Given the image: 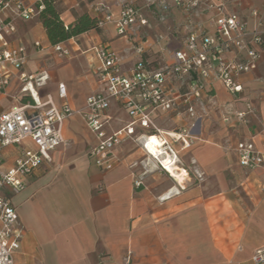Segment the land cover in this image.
Here are the masks:
<instances>
[{"label": "crops", "instance_id": "1", "mask_svg": "<svg viewBox=\"0 0 264 264\" xmlns=\"http://www.w3.org/2000/svg\"><path fill=\"white\" fill-rule=\"evenodd\" d=\"M152 1L63 0L61 17L66 25L84 13L99 17L102 7L118 16L126 4L136 7L138 17L148 23L127 37H121L115 25L108 23L61 43L69 56L54 51L38 17L17 19V31L10 40L27 49L29 60L22 72L47 75L48 80L41 85L33 82L24 93L20 72L13 71L9 87L0 93V114L34 100L82 109L89 96L101 91L97 51L102 47L121 57L123 74L143 58L156 67L171 63L172 54L184 48L189 35L187 15L172 0H168V11L159 13L151 7ZM209 1L224 4L250 29L258 23L264 28V0ZM253 10L260 12L259 19L251 14ZM214 15L202 7L192 13L191 20L211 34ZM139 46L144 49L141 55L136 51ZM260 54L257 70L239 77L241 93L233 95L222 83L213 82L208 96L195 104L200 119L197 139L180 156L187 157L184 166L179 156L168 155L164 149V157L176 159L184 176L178 171V176L173 173L171 177L167 171H173V164L169 161H164L165 171L151 157L145 158L142 143L131 137L115 149L114 168L104 171L90 157L97 141L82 117L67 119L63 134L69 144L53 152L52 162L44 164L28 180L26 189L12 197L24 229L15 263L125 264L130 257L131 264H257L252 258L264 249V170L241 167L237 147L253 143L264 153V46ZM60 84L66 87V99L59 96ZM248 105L252 111L245 121L238 120L234 113L247 111ZM108 117V133L132 122L115 103ZM154 121L166 133L192 123L183 110L158 115ZM136 133L141 130L137 128ZM17 154L13 148L4 151L5 157ZM137 181L142 182L140 187H136Z\"/></svg>", "mask_w": 264, "mask_h": 264}, {"label": "built area", "instance_id": "2", "mask_svg": "<svg viewBox=\"0 0 264 264\" xmlns=\"http://www.w3.org/2000/svg\"><path fill=\"white\" fill-rule=\"evenodd\" d=\"M29 1L31 4L25 0H0V93L9 87L13 71L20 72L24 93L29 91L33 82L41 85L48 80L47 75L38 77L22 72L29 60L27 49L23 45H14L10 40L17 31V19L32 20L44 8L42 0ZM172 2L187 15L189 35L184 48L172 54L171 63L156 67L141 60L128 74H123L121 57L109 47H102L97 51L101 60L98 70L101 91L89 96L82 109L75 111L68 103L58 108L51 101L41 103L34 100L31 104L0 114V264H16L14 256L20 250L24 237L12 197L23 192L28 180L44 164L52 162V153L66 144L63 125L67 119L74 115L82 117L97 141L90 157L104 171L114 168V151L128 137L142 143L147 157H152L148 145L153 138L163 144L168 155L177 157L171 145L180 144L182 150L191 148L197 139L200 121L195 104L208 96L213 82L222 83L231 94L237 95L243 91L239 77L257 70L260 49L264 46V28L260 23L250 29L237 13L228 12L224 4L209 0ZM151 7L163 14L170 9V4L168 0H155ZM202 7L215 13L211 34L191 20L192 13L199 12ZM98 13L99 28L113 23L121 37H127L130 31H138L148 24L147 20L138 17V9L131 4L124 5L118 16L103 7L98 8ZM251 14L257 19L261 16L257 10ZM34 46L41 48L39 42ZM53 49L59 56H69V51L61 44L53 45ZM136 51L140 55L144 53L141 46ZM58 93L66 99L65 85H59ZM113 103L126 110L132 122L108 133V111ZM181 110L186 112L192 123L180 132L166 133L156 125V116ZM251 111L252 107L248 105L247 111L234 114L238 120L245 121ZM137 128L141 130L139 135ZM9 148L17 150L16 157H5L4 151ZM237 152L241 167L264 170V153L256 150L253 143H240ZM158 164L163 168L161 163ZM135 185L140 187L142 182L137 181ZM252 259L257 264H264V249L258 250ZM125 264H131L130 257L126 258Z\"/></svg>", "mask_w": 264, "mask_h": 264}, {"label": "trees", "instance_id": "3", "mask_svg": "<svg viewBox=\"0 0 264 264\" xmlns=\"http://www.w3.org/2000/svg\"><path fill=\"white\" fill-rule=\"evenodd\" d=\"M44 6L38 18L51 45L61 44L92 30L100 29L96 17L84 13L69 25L62 20L63 0H42ZM142 61H147L143 58Z\"/></svg>", "mask_w": 264, "mask_h": 264}, {"label": "rangeland", "instance_id": "4", "mask_svg": "<svg viewBox=\"0 0 264 264\" xmlns=\"http://www.w3.org/2000/svg\"><path fill=\"white\" fill-rule=\"evenodd\" d=\"M78 92H79L80 95L83 94V89L80 88ZM76 116H77V115H76ZM172 130H173V129H172ZM171 132H173V131H171ZM174 132H180V131L175 130ZM66 144L68 145L69 142L66 141ZM66 144H65V145H66ZM171 146H172V148L175 150L177 156H179L178 158H179L180 162L182 163V165L184 166V165H185V162H184V161L187 160V157H180V156H183V155L185 154V152L188 151V150H190L191 148H188V149L182 150V147H181V145H179V144H173V145H171ZM137 148H138V149H141L140 146H137ZM140 151H141V150H140ZM144 152H145V151H144ZM144 152L141 151V153H143V154H144ZM144 157L147 158L146 154H145ZM151 158H152V160L156 161L157 163H161V164L163 165V169H164L165 171H167V168L165 167V164H166L165 162H166V161H169V163L171 162V164H173V171H172V172L167 171V173L170 174L171 177H172L173 173H174V175L176 176L177 173H178V171L181 172V173L183 174V176L186 175V174H185L186 172L178 166V164H177L178 161H177L176 159H173L172 157H164V158H162L161 160H156V159H154V157H151ZM164 161H165V162H164ZM158 165H159V164H158ZM182 165H180V166H182ZM159 168H161V166H159ZM177 176H178V175H177ZM178 178H179V177H178Z\"/></svg>", "mask_w": 264, "mask_h": 264}, {"label": "bare ground", "instance_id": "5", "mask_svg": "<svg viewBox=\"0 0 264 264\" xmlns=\"http://www.w3.org/2000/svg\"><path fill=\"white\" fill-rule=\"evenodd\" d=\"M149 154L154 157V159L158 160L162 159L166 155L164 152L163 144L157 139L153 138L148 145Z\"/></svg>", "mask_w": 264, "mask_h": 264}]
</instances>
